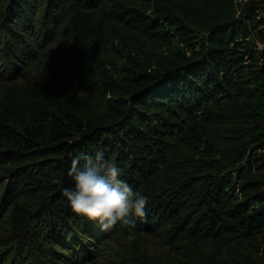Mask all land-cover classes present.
<instances>
[{
	"label": "trees",
	"instance_id": "trees-1",
	"mask_svg": "<svg viewBox=\"0 0 264 264\" xmlns=\"http://www.w3.org/2000/svg\"><path fill=\"white\" fill-rule=\"evenodd\" d=\"M256 38L264 0H0V264H96L123 231L188 264H264ZM97 150L149 196L134 227L62 195Z\"/></svg>",
	"mask_w": 264,
	"mask_h": 264
},
{
	"label": "clouds",
	"instance_id": "clouds-1",
	"mask_svg": "<svg viewBox=\"0 0 264 264\" xmlns=\"http://www.w3.org/2000/svg\"><path fill=\"white\" fill-rule=\"evenodd\" d=\"M254 43L257 52L264 53V42L256 39ZM67 175L74 184L64 187L62 195L74 213L97 223L101 230L111 231L118 224L134 227L136 218L145 216L149 196L122 179L121 168L104 151L73 155Z\"/></svg>",
	"mask_w": 264,
	"mask_h": 264
},
{
	"label": "rangeland",
	"instance_id": "rangeland-1",
	"mask_svg": "<svg viewBox=\"0 0 264 264\" xmlns=\"http://www.w3.org/2000/svg\"><path fill=\"white\" fill-rule=\"evenodd\" d=\"M236 1L238 4H244L247 0ZM259 40L264 42V39ZM133 41L135 40L133 39ZM139 42H142L144 50L147 49L155 53L165 51V48L152 46L149 43H144L142 40H139ZM136 45L140 49L138 43ZM110 47L111 50H114L115 47L119 49L124 48L118 40L109 42L108 48ZM146 259L153 264H188L186 257L171 249L169 245L164 244L157 235H140L135 231H123L120 233L111 244L105 246L101 261L96 264H139Z\"/></svg>",
	"mask_w": 264,
	"mask_h": 264
}]
</instances>
